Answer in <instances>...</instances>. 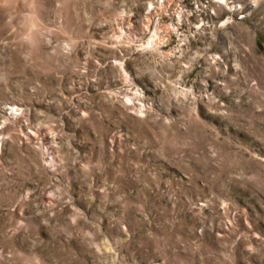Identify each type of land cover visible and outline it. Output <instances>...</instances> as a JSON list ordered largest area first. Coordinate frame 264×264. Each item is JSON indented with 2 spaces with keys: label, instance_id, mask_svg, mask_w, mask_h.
I'll use <instances>...</instances> for the list:
<instances>
[{
  "label": "rangeland",
  "instance_id": "1",
  "mask_svg": "<svg viewBox=\"0 0 264 264\" xmlns=\"http://www.w3.org/2000/svg\"><path fill=\"white\" fill-rule=\"evenodd\" d=\"M0 264H264V0H0Z\"/></svg>",
  "mask_w": 264,
  "mask_h": 264
}]
</instances>
